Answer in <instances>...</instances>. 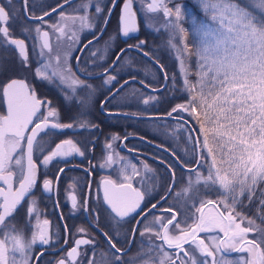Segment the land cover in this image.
Instances as JSON below:
<instances>
[{
    "label": "snow or ice",
    "instance_id": "snow-or-ice-1",
    "mask_svg": "<svg viewBox=\"0 0 264 264\" xmlns=\"http://www.w3.org/2000/svg\"><path fill=\"white\" fill-rule=\"evenodd\" d=\"M20 2L24 16L39 21L31 29H21L25 36L34 33L32 48L38 49L37 55L41 58L34 75L50 84L55 81L66 102L76 101L83 110L78 124L62 123L59 109L50 100L39 97L26 79H10L0 88V95L7 105L6 114H0V264H44V251H36V246H48L53 239L51 221L41 219L34 196L40 170L47 169L54 161L85 156L81 144L71 138L54 146L46 145V138L53 135V130L77 126L87 129L89 124L83 117L96 91L73 72L68 63L70 50L79 44L78 33L94 31L99 25L100 35H103L118 5L117 30L124 38L139 33L138 13L145 18L163 14L166 20L163 31L168 33L166 46L178 62L183 91L188 94L187 102L175 105L167 115L187 113L199 125L192 131H198L200 135L189 136L194 142L195 159L191 166L182 165L186 175L182 177L184 183L179 191H174L177 185L175 169L173 165H167L171 181L161 200L167 201L172 194L176 201V205L163 209L167 218L154 215L151 225L147 223L148 212L157 205L152 204L147 211H143L141 205L146 195H151L154 185L147 183L150 176L141 177L138 186L134 185L133 181L141 176V170L135 164L125 162L120 165L119 181L111 178L102 181L103 201L114 214L113 220L122 226L121 221L127 222V218L137 214L139 219L129 235L135 239L139 228V236L146 240L148 247L146 252L142 244L135 256H128V250L118 247V240L114 239L119 236L118 231L111 236L102 232L111 258L103 252L100 257L104 264H148L144 257L154 252L156 255L149 257L154 264H264V0H197L203 19L195 13H186L180 5L169 7L173 0H122V3L121 0H110L106 7L101 6L102 0H82L73 13L64 10L72 0H63L39 16L29 12V0ZM92 9L94 14L90 15ZM19 12L13 0L0 3V48L14 49L20 64L29 68V45L25 38L15 37L9 27L10 20H15ZM53 13L58 19L49 23L45 18ZM185 23L189 27L186 28ZM115 38L116 34H113L109 39L114 41ZM53 40L57 45L55 51ZM92 43L90 40L82 48L86 49ZM146 44V40L140 39L121 49L115 60L103 68V83L114 85L117 77L109 74L110 69L115 70L117 62L128 50H136L150 57L164 79H171L174 87L175 74L169 77L159 59L144 50ZM91 55L95 57L96 52ZM80 71L86 77L93 75L87 69ZM193 75L195 80L190 79ZM129 83L125 80L115 91L110 88L112 94L101 107L110 103ZM78 90H85L86 96H80ZM155 99L148 96L143 103L147 105ZM112 147V143L106 144L109 151L102 166L118 162L114 160ZM64 171V167L58 169L55 181L44 173L43 194L54 193ZM143 171L154 174L146 163ZM68 198L73 209L88 210L87 200L77 199L75 183L69 186ZM253 204L255 214L249 215L244 209ZM56 206H59L58 200ZM21 210L24 211V224L30 229L27 236L15 222ZM95 218L98 221V214ZM64 227L66 229L67 225ZM78 231L85 236L74 241L65 257L49 264H77L82 254L79 249L85 245L93 247L87 264H97L95 239L86 238L83 228ZM225 253L241 255L228 260Z\"/></svg>",
    "mask_w": 264,
    "mask_h": 264
},
{
    "label": "flooded vegetation",
    "instance_id": "flooded-vegetation-1",
    "mask_svg": "<svg viewBox=\"0 0 264 264\" xmlns=\"http://www.w3.org/2000/svg\"><path fill=\"white\" fill-rule=\"evenodd\" d=\"M81 2L82 0H72V4H66L64 6V10L68 13H73ZM60 3H63V0H29V12L39 16L43 11L50 10L52 7H56ZM102 3L103 0L101 4ZM33 8H43V10L33 12L30 10ZM81 14L83 13L81 12ZM91 14H94V9L91 10L90 15ZM22 15L26 21L31 23L39 22L28 20L24 16L23 10ZM45 19L50 23H53L58 19V17L55 13H53L51 17H46ZM96 30L92 32L90 30L81 32L82 35L80 38V45L72 62L70 63L76 76H78L81 80H86L87 83L91 84L96 89L95 94L86 109L87 114L83 117V119L88 122L89 127L87 129H82L77 126L72 129H65L62 131L53 130V135L46 138V145L52 146H54L55 143H59L63 139L71 138L81 144L82 149L85 150V156H72L66 161H54L47 169L42 168L40 170V178L38 179L34 189V196L38 201L41 219L47 218L51 221L50 234H52L53 243H50L48 246H36V251H44V256L42 257L44 264H49V262L65 257L67 251L74 246V241L85 236L84 233H80L78 231L80 228L86 230V238L95 239L97 264H104L103 258L100 257L101 252L106 253L109 259L111 258V251L105 237L102 235V232H108L111 236L114 231H118L119 236H114V239L118 240L117 246L127 249L128 255L135 248L137 250L134 253H138V247L142 242V238L139 236V228L135 239H131L129 233L135 225V221L139 219V216L137 214H133V216L127 218V222L121 221L120 224L122 226H118L116 221L113 220L114 214L110 212V209L103 201L102 181L106 178L119 181L121 164L131 162L141 170V176H138L133 181L134 185L138 186V182L143 176L151 177V180L147 181V183L154 185V187L151 195H146L145 201L141 205V209L143 211H147V209H149L151 205L159 200L165 193L166 190L162 194H158L162 183H166L168 186L171 181L167 165H173L176 174L178 169L183 173H186V170L178 165L177 158H179L178 160L182 165L186 163L180 159V156L176 154L173 148L162 145L166 148V150H163L147 143L144 139H142L145 138L142 135L128 131L126 121L123 119L120 120L119 118L126 116L111 113L113 111H121L115 106H111V104H117L125 101V93H123L124 88L121 89V91L114 99L111 100L110 103H106L103 107H101L102 102L110 97L109 95L111 92L109 89L112 88V90H114L122 81L114 82V85H106L103 83L104 77L102 75L86 77L80 71V69H87L88 72H91L94 75L102 72L103 68L108 67L107 65L99 70L96 69V58L98 54L103 51L91 47L95 41H93L88 48L82 49V46L96 35ZM92 52H96L95 57L91 55ZM34 56L38 58L37 51H35ZM77 58H79V62L76 63ZM93 61H95V63H93ZM39 62V58L30 62V67L27 68V71L29 72L28 79L22 77L18 78L26 79L30 85L35 87L39 97L50 100L52 105L59 109L60 122L78 124L79 119L81 118L80 113L83 109H81L76 101L66 102L61 89L55 86V81L50 84L49 82L41 80L34 75V70L39 66ZM111 71L112 70L109 71V74L112 75ZM78 92L80 96H86L85 90H78ZM1 114H4L3 103ZM92 125H95V127H92ZM171 132L173 133L174 130H171ZM114 137H118L119 139H113ZM107 143H112L114 160L118 161L112 166H102L105 163V158L109 151L106 148ZM85 145H87V147H85ZM187 148L188 146L186 144L181 145V152L185 155L188 154ZM173 153L175 155H173ZM36 155H39V153H36ZM120 157L124 159L120 160ZM37 163H39V160H37ZM145 163L154 170V174L144 173L143 164ZM60 167H64L65 171L59 177L58 184L55 186L56 190H54V193L51 195L43 194L41 184L42 180L45 178L44 173H47V178L55 181L56 173ZM73 183H75V194L78 201L82 202L85 199L87 200V211H85L82 207H78L77 209H73L71 207V200L68 198V190L69 186ZM170 196L171 194H169V198ZM57 200L59 201L58 207L56 206ZM170 206H172L171 203L167 205L166 201L160 202L155 209L148 212L147 219H149L152 215L150 218V222L152 223L154 215L157 216L164 213L163 209ZM96 214L99 216L98 221L95 218ZM24 219V211L21 210L17 215L15 222L18 228L24 229L25 235L27 236L30 234V229L24 224ZM142 223H144V221H142ZM64 225H67L66 229ZM56 233H58V235H56ZM65 240H67V243H64ZM79 251L82 254L78 257L77 264H87V260L92 255L93 247L88 245L81 246Z\"/></svg>",
    "mask_w": 264,
    "mask_h": 264
},
{
    "label": "trees",
    "instance_id": "trees-1",
    "mask_svg": "<svg viewBox=\"0 0 264 264\" xmlns=\"http://www.w3.org/2000/svg\"><path fill=\"white\" fill-rule=\"evenodd\" d=\"M110 3V0H103V3L101 4L102 7H106L107 4ZM118 11H119V5L117 6V9L113 12L112 18L110 22L108 23V26L106 30L104 31L103 35L96 40L93 43V47L99 50H102V53H99L96 58V64H97V70L100 68H103L111 63V61L114 59L116 53L126 44H135L140 39H144L147 41V44L145 46V51H148L151 53L152 57H156L159 59L160 64H163L165 67V70L168 72L169 77H171L173 74H175V88H172L173 84H171L172 80H167L166 86L156 92H151L143 88L140 84L137 82H130L127 84V88L130 86L132 88L130 89H123V93H125V101L117 103V104H111V106H115L121 111L124 112H135L143 113V111L147 113H160V114H167L172 107H174L177 104L180 103H186L187 102V94L183 91V86L181 85V77L178 74V71L175 68L174 61L169 57L167 53H163V57H160L158 54H156V44L154 42V36L153 34H145L142 32L141 26L139 33L131 38L128 42H123L120 38V35L118 33V26H117V19H118ZM14 22V28L11 29V25L9 24L10 31L12 34L16 37L26 38L24 34L18 32L20 24L22 22L30 23L29 21H25L23 18L22 13L18 15V17L15 19ZM18 29V30H17ZM99 31V25H97L96 34ZM113 34H116V38L114 41L110 40L109 38L113 36ZM8 49L10 48H0V65L3 67L0 68V88L2 87V84L9 79L8 78V71L10 69L11 64V57L8 52ZM12 51V49H10ZM125 54H129V57L131 58L127 63H122L123 61L117 62V67L115 70L111 71L112 75H116L117 82L123 81L124 79L130 78V77H136L140 79L141 81H144L145 84L151 85V87H159L163 83V76L158 69L156 65H154L151 61L146 59L142 54L129 50ZM124 54V55H125ZM101 56H103V59H101ZM125 86V87H126ZM128 90V91H127ZM143 92L150 94V96H154L157 99L150 101L147 105L143 103V99L141 97ZM135 93V95H133ZM121 105V106H120ZM2 112V102H1V95H0V113ZM120 120L126 121V127L129 132L136 133L139 135H142L146 139H149L151 141H154L158 144L165 145L168 147H172V140L174 138L171 130L172 127H168L170 124L174 123H181L179 120H173V119H166V118H158L160 121L153 122L152 120L155 119H137L132 117H119ZM148 122H152L149 123ZM154 123H158V125H155ZM194 129H198V124L195 123V120H192L190 122ZM162 124H166L167 127L164 126V128H160ZM156 126V127H155ZM186 128L187 125H186ZM196 133L198 131H195ZM175 151V150H174ZM178 156L179 153L175 151ZM183 161V160H182ZM183 173L179 169L177 170L176 174V180L177 183L179 182V176ZM184 174V173H183ZM183 177V176H182ZM181 180V179H180ZM176 186V185H175ZM174 186V187H175ZM167 188L166 183H162V186L159 191V195L162 194ZM215 198V196H213ZM171 203L172 206L176 205L173 203L172 194L170 198L166 201V204L168 205ZM256 206L255 204L250 205L249 208L244 209V211L249 215L255 214ZM177 210H179L177 208ZM259 223V220L257 221ZM134 250V251H133ZM131 253H134L137 249H133ZM101 264V263H100Z\"/></svg>",
    "mask_w": 264,
    "mask_h": 264
},
{
    "label": "rangeland",
    "instance_id": "rangeland-1",
    "mask_svg": "<svg viewBox=\"0 0 264 264\" xmlns=\"http://www.w3.org/2000/svg\"><path fill=\"white\" fill-rule=\"evenodd\" d=\"M2 2H3V0H0V3H2ZM13 3L16 6V8L20 9L19 14H21L22 13V8H21L20 0H13ZM173 4L180 5L182 7V9L186 13H188V12L195 13V15L197 17H200L201 19H203V16H202V13H201L200 8L198 6L197 0H173V3H169L168 6L172 7ZM30 10L34 12V11L43 10V8H38V9H34L33 8V9H30ZM118 15H119V11H118ZM138 16H139V24L141 26V29H142V32L144 33V35L150 33V34H153L154 36H156L154 38L155 39L154 42L157 45L156 49H155L156 50L155 51L156 54H158L160 57H163L162 56V55H164L163 53H167L169 55V57L174 61L175 68L178 71V62L175 59V56L172 53V51L170 49H168L167 46H166V40L168 38V33L163 31L164 25L166 23V20H165L163 14L162 13H157V14H154V16H152L151 18H145L144 16H140L139 13H138ZM15 21L16 20H10L9 24L11 25V29L14 28L13 24H14ZM38 23L39 22H34V23L22 22L20 24L19 30L18 29L17 30H18V32L22 33L21 29L23 27H28L29 29H31ZM184 26L187 28V27H189V24L185 23ZM45 28H46V26H45ZM15 29H16V27L13 30H15ZM158 29H159V31H157ZM81 35H82V33H79V44L73 46V48L70 50V57H69V61H68L69 64L72 62V60L74 58V55H75V53H76V51H77V49H78V47L80 45ZM25 37H26L25 38L26 39V43H28V45H29V49H28L29 50V55H30L29 56V61L31 62L32 60H35V59H38V58L40 60L41 58L39 56H38V58H36L34 56L35 51L32 48L34 33L29 32L28 35L25 36ZM189 40L191 41V37H189ZM37 43H38V41H37ZM91 47L94 48L93 46H91ZM56 48H57L56 42L53 41V49H54V51L56 50ZM10 49H12V48H10ZM10 49H8V52H9L10 57H11V64H10V69L8 71V78H12V77H16L17 76V77H22V78L28 79L29 78V72L27 71V68L23 67L20 64L19 58H18V55H17L16 51L14 49H12V51H10ZM62 50H63V46H62ZM37 51H38V49H37ZM130 59L131 58L129 57V54H125V55L122 56L121 61H123L122 63H127ZM191 67H192V71L194 73L195 72V57H193V59H192ZM178 74L180 75L179 71H178ZM180 77H181V75H180ZM190 79L195 80V76L194 75L191 76ZM171 84H173V82H171ZM181 85H182V83H181ZM124 88L126 89L127 86L124 87ZM130 88H132V87L129 86L127 89H130ZM172 88H175V86L174 87L172 86ZM181 89H183V88H181ZM124 92H126V91H124ZM142 96L143 97H141V98L144 99V98H147L148 96H150V94L143 92ZM187 97H188V94H187ZM132 113H135V112H132ZM138 114H146L147 115V114H152V113H147V112L143 111V113L141 112V113H138ZM173 115L185 118L189 122L194 120V118H190L187 113H179V114L173 113ZM152 121L155 122V121H160V120L155 119V120H152ZM180 122L181 123H175V121H174V123H172V124H170L168 126V127H172V130H174V132L172 133L173 136H174V138L172 140V147H173V150H175V151H177L179 153L180 159L183 160L186 164H189V166H191V162H193L194 159H195V156H194V153H193L194 142L189 140V136H192L189 128H186V125L182 121H180ZM148 123L150 125V123H152V122H148ZM154 124L158 125V123H154ZM164 126L167 127L166 124H162L160 126V128L162 129V128H164ZM198 127H199V125H198ZM196 134H197V136L200 135L199 132H197ZM182 144H186L188 146V148H187L188 149V152H187L188 154H186V155L181 152V145ZM185 175H186V173H184V174L181 173L180 174V176L178 178L179 182L174 187V191H179L180 187L183 186L184 181L182 180V176L185 177ZM173 203L176 204V201L173 200ZM161 215H163L165 218H167V216H168V214L165 213V212L162 213V214H159L157 216H161ZM151 217H152V215L150 216V218ZM150 218L147 219V223L149 225H151ZM157 243H159V242L157 241ZM142 244L144 246L145 251L147 252L148 245H147L146 240H142L141 245ZM141 245L138 247L139 251H140ZM169 251H171V250H169ZM136 254L135 253H130L128 256H135ZM155 255H156V253H154V252L153 253H147V255H145V257H144V260L147 261L148 264H154V261L149 260V257L150 256H155ZM224 255H225V259L234 260L241 254H239V253H225Z\"/></svg>",
    "mask_w": 264,
    "mask_h": 264
},
{
    "label": "water",
    "instance_id": "water-1",
    "mask_svg": "<svg viewBox=\"0 0 264 264\" xmlns=\"http://www.w3.org/2000/svg\"><path fill=\"white\" fill-rule=\"evenodd\" d=\"M27 18V17H26ZM28 19V18H27ZM29 20V19H28ZM105 31V30H104ZM104 33V32H103ZM137 35V34H136ZM135 35V36H136ZM102 35H100V30L98 31V33L95 35V36H93L90 40L91 41H96V40H98L100 37H101ZM134 36V37H135ZM97 37H99L98 39H97ZM120 37H121V40L123 41V42H127L129 39H131V38H124L122 35H120ZM17 38H20V37H17ZM90 40H88V41H90ZM87 41V42H88ZM86 42V43H87ZM85 43V44H86ZM128 45H130V44H126V45H124L121 49H125V48H127L128 47ZM83 49V48H82ZM120 49V50H121ZM120 50L117 52V54L120 52ZM129 51V50H128ZM133 51H136V50H133ZM136 52H138V51H136ZM138 53H140V52H138ZM116 54V55H117ZM141 54V53H140ZM116 55H115V57H116ZM115 57H114V59L112 60V62L115 60ZM145 57V56H144ZM146 59H148L149 61H151L154 65H156L154 62H153V60L150 58V57H145ZM111 62V63H112ZM76 63H77V61H76ZM110 63V64H111ZM109 64V65H110ZM157 66V65H156ZM158 67V66H157ZM158 69H159V67H158ZM111 70V69H110ZM160 70V69H159ZM103 72V71H102ZM102 72H100V73H96V74H94V75H91L92 77H95V76H100L101 74H102ZM161 72V71H160ZM162 74V73H161ZM162 76H163V74H162ZM13 78H16V79H22V78H18V77H13ZM13 78H10V79H13ZM9 79V80H10ZM9 80H7L4 84H3V86L9 81ZM125 80H129L130 82H137L138 84H140L143 88H145L146 90H148V91H151V92H156V91H159V90H161V89H163L165 86H166V83H167V81L164 79V76H163V83H162V85L161 86H159V87H146L145 85H147V84H145V83H143V84H141L140 83V79H138V78H136L135 77V79H132V77H130V78H127V79H124L121 83H123ZM120 83V84H121ZM2 86V87H3ZM118 87H119V85H118ZM153 89H156V91H153ZM113 91H115V89L113 90ZM111 94L112 93H110V95L109 96H111ZM108 96V97H109ZM2 103H3V109H4V114H6V111H7V105H6V101H5V99L2 97ZM112 114H115V115H122V116H126V117H132V118H137V119H158V118H166V119H173V120H180V121H183L186 125H187V127L189 128V130H190V132H191V134H192V137H195V136H197V134H196V132L195 131H192V129H194L193 128V126H192V124L187 120V119H185V118H179L178 116H174V115H172V116H168L167 114H160V113H156V114H136V113H129V112H124V111H113V112H111ZM142 138V137H141ZM142 139H144L147 143H149V144H152V145H154V146H156V147H158V148H161V149H163V150H166V148L165 147H163L162 145H159V144H157V143H154V142H152V141H150V140H147L146 138H142ZM177 161H178V165L181 167V168H183V169H185L183 166H182V164L179 162V160L177 159ZM186 170V169H185ZM165 195V194H164ZM157 201H159V203L160 202H162L163 200H161V198L159 199V200H157ZM157 201L155 202V204L156 205H158L159 203H157ZM151 208V207H150Z\"/></svg>",
    "mask_w": 264,
    "mask_h": 264
}]
</instances>
